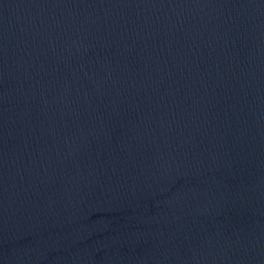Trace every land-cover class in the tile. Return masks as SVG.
Listing matches in <instances>:
<instances>
[{"label":"water","instance_id":"95a60500","mask_svg":"<svg viewBox=\"0 0 264 264\" xmlns=\"http://www.w3.org/2000/svg\"><path fill=\"white\" fill-rule=\"evenodd\" d=\"M0 264H264V0H0Z\"/></svg>","mask_w":264,"mask_h":264}]
</instances>
